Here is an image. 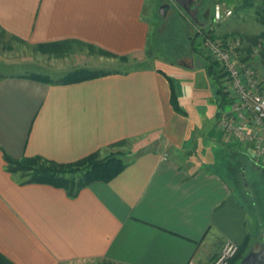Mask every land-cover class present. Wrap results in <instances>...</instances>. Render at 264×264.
Segmentation results:
<instances>
[{
    "label": "crops",
    "instance_id": "1",
    "mask_svg": "<svg viewBox=\"0 0 264 264\" xmlns=\"http://www.w3.org/2000/svg\"><path fill=\"white\" fill-rule=\"evenodd\" d=\"M219 1L197 10L204 23L197 26H206ZM151 4L0 0V46L25 45L56 60L64 74L79 67L121 70L131 58L148 60ZM196 57L197 63L194 51L181 64L207 80L205 60ZM7 66L0 59V253L13 264H209L225 240L241 244L249 234L252 243L239 171L220 157L231 146L245 149L216 128L218 94L215 132L207 137L199 127L207 108L197 102L190 113L180 104L183 113L176 112L168 79L148 63L71 84H49ZM205 148L216 150V158H196ZM95 151L123 152L127 165L75 197L48 184L21 183L3 158L71 162Z\"/></svg>",
    "mask_w": 264,
    "mask_h": 264
},
{
    "label": "rangeland",
    "instance_id": "2",
    "mask_svg": "<svg viewBox=\"0 0 264 264\" xmlns=\"http://www.w3.org/2000/svg\"><path fill=\"white\" fill-rule=\"evenodd\" d=\"M199 1H201V4L207 1L206 3L209 4V7H212L213 0L210 3H208V0ZM260 1L248 0V7L236 10L235 7L244 4V0H220L216 4H220L224 9H231L232 14L226 21L224 20L215 26L213 25L214 27L211 28L210 34L220 36L219 38L217 37V40L221 41L227 37L239 38L241 43L240 50L243 51L246 60H249L257 72L264 78V40L259 38L257 43L252 42L264 30V25L259 22L255 13V9L258 8ZM165 4L168 7L165 10V14L161 15L159 12L160 7ZM151 7L152 10L147 13L151 24L149 49L147 52L148 60L131 58L119 68L121 70H132L143 67L148 63L152 67L168 74L173 79L174 86L176 85L177 89L182 92L178 100L179 105L182 104L190 113L194 112V103L197 102H201L207 108L208 111L205 112L206 118L199 124V127L201 132L207 131L205 134L209 137L215 132L213 129V111L216 106L217 93L215 90L218 88V84L214 79L207 76L205 71L204 74L207 76V80H205L204 76H200L199 73L187 72L186 66L181 64L189 62L186 58H189V56L192 58V53L194 54L191 48L192 45L198 48V44L202 40L201 35H194L198 30V26L196 24H191L190 27L185 25L181 17L188 23H190L191 19L172 0H152ZM213 8L211 11L208 10L207 13L209 15L210 13L212 14ZM208 22H212V18ZM220 24L224 33L218 32ZM208 25L206 24L205 28ZM216 27H218V30H216ZM247 48L250 49V53H248ZM196 55L200 56V54L195 52V63L199 60V57H196ZM201 58L206 61L202 56ZM0 59L4 64L8 65L5 69L10 72L25 71L46 75L52 79H56L64 74L61 71V65L56 64V60L43 58L25 45H22L21 48H11L9 50H5L0 46ZM93 65L91 63L87 64L89 67ZM110 66L113 67L110 63L108 65L105 64L103 67ZM118 66L119 64H116L114 68H118ZM227 98H229L228 95ZM225 107H228L227 103L222 106V108ZM222 133H220L221 137ZM214 151L216 150L212 151L205 148L202 151L199 149L197 150L196 158L203 161H208L213 155L216 158V153H213ZM250 154L249 147L243 151L238 148L236 149L235 146H231V149L225 148V151L221 152L220 157L223 164H227L229 168L239 171L240 177H238V180L240 182L241 199L248 212L249 231L252 232L253 236L250 245L252 249H257L260 244H264V163L254 161L250 157ZM238 263L239 261L235 264Z\"/></svg>",
    "mask_w": 264,
    "mask_h": 264
},
{
    "label": "trees",
    "instance_id": "3",
    "mask_svg": "<svg viewBox=\"0 0 264 264\" xmlns=\"http://www.w3.org/2000/svg\"><path fill=\"white\" fill-rule=\"evenodd\" d=\"M206 2L203 5L206 6ZM248 6V0H244V4L237 5L235 8L236 10H239ZM255 13L259 22L264 25V0L260 1L258 8L255 9ZM211 18V13L210 15L208 14V16L206 15L205 23L207 25L211 23L208 22L211 20ZM181 19H183L185 25H188V27H190L191 24L195 25L192 20H190V23H188L183 17H181ZM194 35L197 36L200 35V33L197 31ZM211 37L215 38V35L212 34ZM259 38H262L264 40V30L261 31L258 36L253 39L252 42L257 43ZM191 48L192 50L203 56L204 59H206L205 67L207 69V73L209 77L214 79L215 82H217L218 84L216 93L218 94L219 105L223 106L226 103L228 104L229 98H227V92L224 91V86L222 84L223 73L221 72L217 62L214 61L208 54L201 51L199 49V44L198 48H196L194 45H192ZM247 51L248 53H250L249 48H247ZM99 53L106 56L115 57L113 54L102 50H99ZM247 55L249 56V54ZM118 59H120L121 61L129 60L128 56H120L118 57ZM244 59H246V57ZM158 71H160L168 79L170 86V102L173 109L176 112L183 113L182 109L178 104L177 93L172 79L162 70L158 69ZM117 72H121V70L89 69L85 67H79L66 72L65 74L56 79H52L46 75L37 73H30L28 76L32 79L45 81L49 84H71L85 80H91ZM122 156L123 152L120 151L110 152L104 156H101L98 151H95L75 161L57 162L54 160L46 159L42 156H22L20 158H14L6 153H3V158L5 161V170L11 175L17 176L19 179H21V183L48 184L54 187L64 189L67 195L70 197H75L80 191V189L87 186L91 182H108L115 176H117L127 165V162L124 161ZM238 245V251L229 264L237 263L242 258V256L250 249V235L247 234L243 242ZM0 264L13 263L9 259H7L3 254L0 253ZM97 264L113 263L100 261Z\"/></svg>",
    "mask_w": 264,
    "mask_h": 264
},
{
    "label": "built area",
    "instance_id": "4",
    "mask_svg": "<svg viewBox=\"0 0 264 264\" xmlns=\"http://www.w3.org/2000/svg\"><path fill=\"white\" fill-rule=\"evenodd\" d=\"M231 14V9L215 4L212 22L207 28L198 26L197 30L202 36L199 49L217 62L229 97L228 107L219 110L215 125L235 144L245 150L249 147L254 161L264 163V78L244 59L239 38L227 37L221 41L210 34L212 27ZM238 248V243L225 240L209 264H229ZM186 264L198 263L190 259Z\"/></svg>",
    "mask_w": 264,
    "mask_h": 264
},
{
    "label": "water",
    "instance_id": "5",
    "mask_svg": "<svg viewBox=\"0 0 264 264\" xmlns=\"http://www.w3.org/2000/svg\"><path fill=\"white\" fill-rule=\"evenodd\" d=\"M178 7L183 9V11L189 16V18L196 24V25H203V22L197 17V10L194 9L191 12V5L194 3L195 0H172ZM168 7L167 4L160 7V14L164 15L165 10ZM238 264H264V244H260L257 249H249L239 260Z\"/></svg>",
    "mask_w": 264,
    "mask_h": 264
},
{
    "label": "flooded vegetation",
    "instance_id": "6",
    "mask_svg": "<svg viewBox=\"0 0 264 264\" xmlns=\"http://www.w3.org/2000/svg\"><path fill=\"white\" fill-rule=\"evenodd\" d=\"M204 5L200 3L199 0H195L194 3L191 5V12H193L194 9L198 10V13H199V10L201 9H204L203 7Z\"/></svg>",
    "mask_w": 264,
    "mask_h": 264
}]
</instances>
